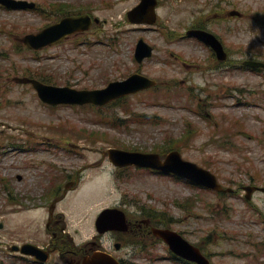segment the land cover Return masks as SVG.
<instances>
[{"label": "rangeland", "instance_id": "1", "mask_svg": "<svg viewBox=\"0 0 264 264\" xmlns=\"http://www.w3.org/2000/svg\"><path fill=\"white\" fill-rule=\"evenodd\" d=\"M91 1L99 10L98 14L110 20L102 31L80 38H88L91 44L74 47V39L38 54L19 51L18 46L20 38L25 33L36 32L34 29L42 20L0 9V67L3 71L0 76V142L3 143L0 144V223L4 224L0 238L6 243L23 240L48 243L45 208L29 209L45 203L41 195L48 194L53 181L65 185L79 178L75 190L58 206L59 211L65 213L67 231L77 243L96 234L95 217L101 209L123 202L131 203L129 209L134 211L138 203L153 206L159 212L169 210L174 217L173 228L192 243L201 244L214 264H264V219L254 213L253 208H248L242 192L220 197L171 176L136 169L120 171L103 155V151L111 147L150 152L167 137H180L186 122L192 121L199 128V135L183 142L185 159L210 169L226 186L240 188L238 184L248 183L251 180L248 171L252 175L261 172V179L256 183L262 184L264 75L247 70H211V54L199 44L174 41L170 45L157 32L133 29L127 23L126 12L138 0ZM109 1L113 7H103V3ZM235 3L248 18L252 10H264V0H235ZM169 7L162 10L161 15L170 21L167 23L171 29L183 31L191 20L184 11H178L184 9L183 1L170 0ZM211 26L233 49V58L242 60L250 51H264V31L260 27L259 34L252 31L255 24L245 19ZM141 37L156 46L154 57L142 66V72L157 79L161 88L157 93L147 91L132 96L127 103L134 112L158 115L162 124L138 123L131 119L113 125L109 123L111 120H100L96 111L87 106H49L37 97L32 86L13 81L14 76H24V70L30 69L34 73L53 74L59 86L104 87L138 70L134 52ZM171 51L177 54L173 56ZM174 57L177 63L173 62ZM156 96L160 102L154 99ZM199 106L202 113L212 115L209 120L213 122L218 117L220 121L228 120L230 115L243 121L250 133L237 137L239 150L233 152L217 142L211 143L214 129L197 111ZM115 113L129 117L120 105L105 111L108 116ZM62 123L71 125V130L59 132V128H53ZM83 128L99 132V139L92 142V136L80 130ZM241 130L239 127L238 131ZM103 133H109L110 138L106 140ZM226 135L234 138L233 132ZM30 141L36 142V146L32 147ZM112 141H118L121 147ZM88 177L103 184L104 190L88 189L90 185L84 183ZM3 179L19 195L31 196V200L23 201L19 214L10 213L12 207L8 205ZM231 179L238 184L231 185ZM71 197L75 198L70 200ZM187 198L196 202L194 213L175 203ZM68 199L77 203H70ZM255 199L256 207L264 214V197L258 194ZM226 208L231 211L230 218L216 216L217 211ZM155 250L154 257L159 259L154 264H176L171 259L164 260L167 254L161 245ZM134 260L153 263L148 258ZM13 264L23 263L14 261Z\"/></svg>", "mask_w": 264, "mask_h": 264}, {"label": "water", "instance_id": "2", "mask_svg": "<svg viewBox=\"0 0 264 264\" xmlns=\"http://www.w3.org/2000/svg\"><path fill=\"white\" fill-rule=\"evenodd\" d=\"M27 40H29L33 43H37V44L41 43V41H38L33 37H29ZM144 50L145 49L143 47H141V55H148V53ZM122 88H123L122 86H119L118 89H116V87H113L112 89L107 91V95H110L114 92L121 91ZM117 159L121 164L138 163L141 165H153V166H155V161L158 162V158L155 156L149 157V156H143V155L124 154V153L118 154ZM150 159H152V160H150ZM167 165H170V168L177 169V170H180V169H183V168H186L189 166V164H184L180 160V156H178V154L172 155L170 157ZM190 170L192 172L187 173L186 175H188V176L194 178L195 180L202 182L204 184H207V185L213 184L214 178L210 174H208L207 172H204V171H202L196 167H191ZM172 236L180 239L179 237L175 236L174 234H170V241L175 240ZM173 243H174L175 249L178 252L182 253L184 256L191 258V259H198L199 261H201L199 255L197 254V250L194 249L193 247H191L190 245H188L186 242L181 241V239H180L177 241H173ZM85 264H116V263L106 256L99 255V256L93 257L92 259L87 261Z\"/></svg>", "mask_w": 264, "mask_h": 264}, {"label": "flooded vegetation", "instance_id": "3", "mask_svg": "<svg viewBox=\"0 0 264 264\" xmlns=\"http://www.w3.org/2000/svg\"><path fill=\"white\" fill-rule=\"evenodd\" d=\"M138 230L139 231H142L143 230V227L139 226V229ZM85 252H87V251H85Z\"/></svg>", "mask_w": 264, "mask_h": 264}]
</instances>
